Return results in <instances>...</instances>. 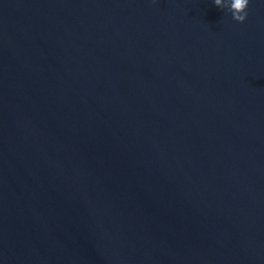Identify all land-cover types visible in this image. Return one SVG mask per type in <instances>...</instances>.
Here are the masks:
<instances>
[{
	"label": "water",
	"instance_id": "1",
	"mask_svg": "<svg viewBox=\"0 0 264 264\" xmlns=\"http://www.w3.org/2000/svg\"><path fill=\"white\" fill-rule=\"evenodd\" d=\"M247 11L0 0V264H264V0Z\"/></svg>",
	"mask_w": 264,
	"mask_h": 264
},
{
	"label": "clouds",
	"instance_id": "2",
	"mask_svg": "<svg viewBox=\"0 0 264 264\" xmlns=\"http://www.w3.org/2000/svg\"><path fill=\"white\" fill-rule=\"evenodd\" d=\"M214 4L221 9H228L233 19L239 23H244L248 18L250 0H214Z\"/></svg>",
	"mask_w": 264,
	"mask_h": 264
}]
</instances>
